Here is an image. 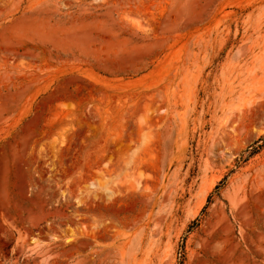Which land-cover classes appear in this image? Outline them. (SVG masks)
I'll use <instances>...</instances> for the list:
<instances>
[{"label": "rangeland", "instance_id": "obj_1", "mask_svg": "<svg viewBox=\"0 0 264 264\" xmlns=\"http://www.w3.org/2000/svg\"><path fill=\"white\" fill-rule=\"evenodd\" d=\"M263 136L264 0H0V264H264Z\"/></svg>", "mask_w": 264, "mask_h": 264}, {"label": "trees", "instance_id": "obj_2", "mask_svg": "<svg viewBox=\"0 0 264 264\" xmlns=\"http://www.w3.org/2000/svg\"><path fill=\"white\" fill-rule=\"evenodd\" d=\"M260 143V144H259ZM264 147V136L259 138L256 142L253 143V145L249 146L247 148V156L246 158L243 157V155H240L239 159L236 161V167L239 166V164H243L247 161L248 158L256 155L262 148ZM232 173V171L229 172V175ZM227 179V176H225L221 181L218 182V184L214 187V193H217L219 191V189H221L224 186V183ZM211 194L207 197L206 202L204 207L202 208L200 214H202L208 204L210 203L211 200ZM198 226V218H196L195 220H193L191 222V224H189V226L187 227L185 234H188L189 232H191L193 229H195ZM184 241H185V235L181 238V245L179 246V262L178 264H182L183 260H184Z\"/></svg>", "mask_w": 264, "mask_h": 264}]
</instances>
